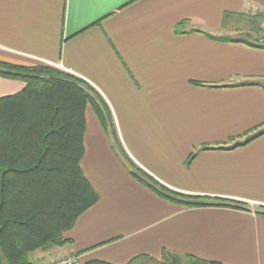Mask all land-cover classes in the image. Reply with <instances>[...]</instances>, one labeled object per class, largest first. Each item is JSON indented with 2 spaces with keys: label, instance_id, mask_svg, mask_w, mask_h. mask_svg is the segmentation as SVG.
<instances>
[{
  "label": "crops",
  "instance_id": "obj_1",
  "mask_svg": "<svg viewBox=\"0 0 264 264\" xmlns=\"http://www.w3.org/2000/svg\"><path fill=\"white\" fill-rule=\"evenodd\" d=\"M237 15L264 17V0H0V62L59 63L115 115L116 138L100 123L88 173L82 160L100 201L66 233L72 243L34 261L129 264L167 249L264 264V133L244 143L264 129V46L237 41ZM23 85L0 75V97ZM117 146L173 191L242 208L164 199Z\"/></svg>",
  "mask_w": 264,
  "mask_h": 264
},
{
  "label": "trees",
  "instance_id": "obj_2",
  "mask_svg": "<svg viewBox=\"0 0 264 264\" xmlns=\"http://www.w3.org/2000/svg\"><path fill=\"white\" fill-rule=\"evenodd\" d=\"M227 18L229 14L225 21ZM237 19L247 22L254 33L264 32L263 16L237 15ZM237 41L264 46L260 38L240 37ZM0 75L25 82L19 92L0 97V264H36L32 258L35 252L72 243L66 233L100 201L82 167L89 105L94 106L103 128L116 136L105 111L96 103L94 89L85 80L41 64L25 67L0 62ZM262 133L264 129L244 143ZM119 147L131 175L160 197L189 207L211 203L165 188ZM214 203L242 208L241 204ZM139 262L224 264L167 249L159 259L140 255L129 264ZM85 264L112 263L90 260Z\"/></svg>",
  "mask_w": 264,
  "mask_h": 264
},
{
  "label": "rangeland",
  "instance_id": "obj_3",
  "mask_svg": "<svg viewBox=\"0 0 264 264\" xmlns=\"http://www.w3.org/2000/svg\"><path fill=\"white\" fill-rule=\"evenodd\" d=\"M237 23H235L234 25H238L239 32L238 33L234 32L233 33L234 36L241 37V38H245V39H251V40H255L257 38V36L259 38H260V36H261V38H264V32L261 33V34H257V33H254L252 31H250V25L247 22H245V21H237ZM232 26H233V24H232ZM249 34H251V35H249ZM40 64H36V65H40ZM41 65L52 66L53 68H56V69H58L60 71H63L65 73H67V74H71V75L77 77L75 74H73L69 70H66L59 63H54V64H51V63H42ZM77 78H79V77H77ZM23 84L25 85V82L24 81H23ZM87 84L90 85L88 82H87ZM15 91L16 92H13V93H17L20 90H15ZM6 95H10V94H6ZM100 106H101V109L103 110V112L105 111L106 118L109 120V123H110L109 125H110V127L113 128V131L115 132V129H116V126H115L116 123H115V119H114L115 118V115L110 110V108H109L110 106L108 105L109 106L108 107L106 104H100ZM105 106H107L109 109L107 110ZM100 123H101L100 118L97 115V113H96V111L94 109V106L93 105H89L88 108H87V129H86V133H85V145H86V150H87L86 152H87V154L85 155V159H84V168H85V171L86 172L88 171L87 162H88V156H89V148L91 149V147H90V137L91 136H94V134L99 131L97 126H99ZM109 134L112 136V131L111 130H110V133ZM119 149H120V147H119ZM141 170L144 171L143 169H141ZM147 174H149V173H147ZM162 186H164V185H162ZM164 187L167 188V189H169L166 186H164ZM169 190H171V189H169ZM72 256L77 257V261L74 264H85L86 262H88V261H86V262L83 261L82 259H80V257L78 255H74V254H66V255H64V256L56 259V260H60V259H62L64 257H72ZM56 260H50L49 259V260H41V261L49 262V261H56ZM41 261H38V262L35 261V263L38 264ZM137 264H148V263H141V262H139Z\"/></svg>",
  "mask_w": 264,
  "mask_h": 264
},
{
  "label": "built area",
  "instance_id": "obj_4",
  "mask_svg": "<svg viewBox=\"0 0 264 264\" xmlns=\"http://www.w3.org/2000/svg\"><path fill=\"white\" fill-rule=\"evenodd\" d=\"M77 261V257H64L60 260H56V261H49V262H44L41 261L38 264H74Z\"/></svg>",
  "mask_w": 264,
  "mask_h": 264
}]
</instances>
